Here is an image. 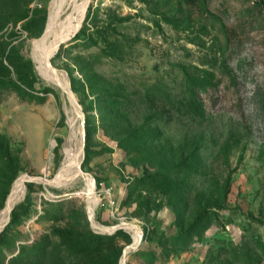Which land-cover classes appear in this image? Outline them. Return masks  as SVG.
<instances>
[{
	"label": "rangeland",
	"instance_id": "1",
	"mask_svg": "<svg viewBox=\"0 0 264 264\" xmlns=\"http://www.w3.org/2000/svg\"><path fill=\"white\" fill-rule=\"evenodd\" d=\"M50 2L0 0V211L65 160L67 97L31 57ZM52 63L84 115L95 219L142 231L126 264H264V0H90ZM84 188L29 182L0 264H121L134 237L93 227Z\"/></svg>",
	"mask_w": 264,
	"mask_h": 264
},
{
	"label": "bare ground",
	"instance_id": "2",
	"mask_svg": "<svg viewBox=\"0 0 264 264\" xmlns=\"http://www.w3.org/2000/svg\"><path fill=\"white\" fill-rule=\"evenodd\" d=\"M89 2L90 0H51L46 30L41 37L34 39L32 42L31 57L37 72L49 85L59 88L63 95L67 97L70 128L69 136L63 144L65 160L62 168L52 179L47 177L41 179L28 173H23L16 178L6 203L0 211V231L10 220L15 206L24 199L27 193V185L32 179L61 187L74 186L83 181L85 184L83 192L87 195L88 204L93 210L95 208L96 191L94 179L90 174H83L80 170L84 157L82 109L72 91L66 72L56 67L50 60L53 50L62 40L75 36L79 27L83 24ZM55 146L56 142L54 141L53 147L55 148ZM92 220L99 225L98 229L108 231L107 226L99 223L95 217ZM124 225L131 232L138 245L142 237L141 229L135 223L125 222ZM131 251L130 248L127 249V255L122 257L121 264L126 263Z\"/></svg>",
	"mask_w": 264,
	"mask_h": 264
},
{
	"label": "water",
	"instance_id": "3",
	"mask_svg": "<svg viewBox=\"0 0 264 264\" xmlns=\"http://www.w3.org/2000/svg\"><path fill=\"white\" fill-rule=\"evenodd\" d=\"M89 4H90V2L88 3V7H89ZM88 7H87V9H88ZM82 26V25H81ZM81 26L79 27V30L81 29ZM78 30V31H79ZM77 31V32H78ZM77 32L75 33V35L77 34ZM73 37H71V38H68V39H64V40H62L60 43H59V45L55 48V50H53V55L51 56V58H50V60H52V58H53V56L56 54V52L63 46V45H65L67 42L66 41H70L71 39H72ZM83 115V114H82ZM85 136H86V131H85V125H84V115H83V137H84V143H83V150H84V152H85ZM83 162V161H82ZM80 170H81V172L83 173V174H88L89 175V173H87L86 171H85V169L83 168V166H82V163H81V165H80ZM38 178H41V179H43V178H45V176H37ZM31 182H39V183H42V181H36V180H31ZM94 183H95V181H94ZM95 188H96V185H95ZM88 204V203H87ZM88 211H89V215H90V220H91V223H92V226L93 227H95V228H97V227H99V225H97L93 220H92V218H94V210H93V208L90 206V204H88ZM9 222V221H8ZM125 222L126 221H124V222H122V223H120V224H117V225H115V226H107V229H108V231L107 232H110V233H114L117 229H120V228H125ZM8 224V223H7ZM7 224L3 227V229L0 231V235H1V233L4 231V229L6 228V226H7ZM139 245V244H138ZM137 241L135 240V238L133 239V242L128 246V247H126L125 249H124V252H123V257H125L126 255H127V249H131V250H133V249H135L137 246ZM126 264V263H125Z\"/></svg>",
	"mask_w": 264,
	"mask_h": 264
},
{
	"label": "trees",
	"instance_id": "4",
	"mask_svg": "<svg viewBox=\"0 0 264 264\" xmlns=\"http://www.w3.org/2000/svg\"><path fill=\"white\" fill-rule=\"evenodd\" d=\"M120 232V231H119Z\"/></svg>",
	"mask_w": 264,
	"mask_h": 264
}]
</instances>
